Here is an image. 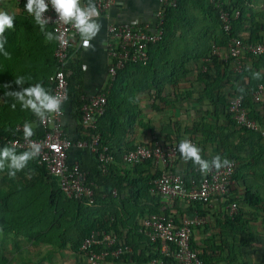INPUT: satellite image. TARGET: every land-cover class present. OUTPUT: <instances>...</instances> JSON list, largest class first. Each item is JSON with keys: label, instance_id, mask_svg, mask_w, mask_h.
Here are the masks:
<instances>
[{"label": "trees", "instance_id": "obj_1", "mask_svg": "<svg viewBox=\"0 0 264 264\" xmlns=\"http://www.w3.org/2000/svg\"><path fill=\"white\" fill-rule=\"evenodd\" d=\"M257 1L263 0H217V2L221 3L220 7L222 9H226L231 13L230 22L232 28L229 32L225 31L221 22L220 8L217 9L209 0H178L174 6L163 4L161 9L164 13V23L159 26V29L163 31L162 40L149 47L151 57L146 62L148 63L146 68L153 65L152 54L154 51L152 50L155 49L156 51L160 47L164 48L166 39L169 38L167 33L170 29L174 30V28L181 26L182 23L199 24L200 21H196V16L194 15V7H197L204 15H209L214 22L213 29L209 27L210 31H214V35L212 33L207 37L206 28L203 26L204 23L200 31L201 41L205 43L207 40L208 42V48L204 50L201 56H208L209 60L217 63V72L214 76L210 75L209 77L213 82L207 85L206 91L208 93L206 96L212 100L211 97L214 92L212 89L221 88V78L227 77L225 79L230 82L234 90L230 100L241 95L243 106L248 110L250 118L264 126V120L256 114L254 107L255 104L262 102L255 100L254 94L259 85L264 84V54L254 55L248 53L245 56L243 68L241 71H236L231 67L229 61L225 59L221 61L220 56L215 55L212 49H209L212 46V41H214L216 46L227 47L233 37H239L246 43L264 42V34L261 33L260 29L262 24H264L260 21V17L264 20V12H254V8H252L250 3ZM236 10L240 11L237 16L235 14ZM247 22L250 26L247 25ZM245 26L249 27L248 33L244 31ZM149 31L154 32L151 29ZM56 65V68H58L57 60ZM136 65L138 64H129L125 69L118 72L117 81L108 94L107 110L97 121L98 131L101 133V142L109 145L115 156V161L109 165L108 171L103 173L97 156L86 149L88 153L79 163L81 168L88 172V181L94 183L93 187L97 192L96 202L98 204L91 205L85 200L68 197L61 190L58 178L50 175L45 165L39 164L35 158L29 162L28 170L24 169L25 171L17 173V175L21 174V178L14 179L7 174L4 175L3 173L7 172V169L4 172H0V234L7 236L10 233L15 239L24 236L30 240L35 239L39 240V242H47L52 247L61 250L70 246V250L81 252L87 257L89 250L82 248L84 239L92 230L100 228L116 234L119 240L122 241V245L125 244L131 247V251L125 250L120 257H112L107 261H116L126 255L130 257L136 254L140 242L138 243L135 238L145 235L140 230L139 220L161 211L159 199L151 193L152 183L161 174V171H156L154 175L137 172L138 169L136 167L140 165L145 167L147 163L150 165L152 162L145 161L134 165L126 163L123 158L124 154H122L123 149H125V143H122L124 146L119 144L124 140L127 129L132 128L138 118L137 107L133 106L132 97L137 89L142 88L144 90L146 86L142 87L133 83L131 74ZM68 67H66V70H68ZM72 69L73 72L69 77V94L71 93V96H75L73 102L79 111L78 118L80 120V107L83 101L80 98L82 93L77 88V81L80 78L79 65L71 63ZM8 70L9 68H5L0 55V103H5L6 100L10 99L5 97V88L3 87L5 84H12L13 82L12 75L6 73ZM254 72H261L262 78L255 79L253 77ZM236 82L237 84L240 82V85H237ZM240 89L244 90L243 93H241ZM228 109L230 111V106ZM25 112L27 111L21 113L20 106H16V110L12 115L4 117L7 123V130L4 132L0 131V148L10 146L6 142L7 139L22 137L23 130H19L17 127L19 125L23 127V124L27 121L33 120L36 122L35 133L36 131H44V126L39 119L37 121L34 115H30L29 118L25 116ZM229 118L231 122H234L235 126H238L236 127L237 132L242 136L244 135L247 140L252 141L256 145H259V142L263 140L264 136L260 131L238 124L231 111ZM195 128L197 131L205 133L206 137L208 135L205 140H209L207 142L212 144L214 141L211 138L216 140V137H218L219 143H222L223 152L220 149L217 155L220 154L222 159H234L237 161L238 165L233 175L235 180L234 187L227 195L225 204L236 201L239 206L234 214L230 215L228 209L225 208L223 213H221L223 218L216 217L218 218L219 232L223 231L224 235L212 234L203 240L201 244L196 243L194 237H191L192 245L199 250V256L205 264H264V257L260 261L256 260L253 263V257L250 255L255 245L263 242L264 237V229L261 228V225L264 224V216L260 211H252L253 208L259 206V208H264V188H259L252 183V180L257 178L256 174H264V171L260 172L259 170L260 166H262V170L264 169V165L259 162L262 149L255 148V151L250 150V153L248 152L250 158H245L241 153V151H244L243 146H237L234 150L230 148L227 140L222 137V133H215L214 126L203 122L200 127ZM111 134L116 136V140H112ZM164 140L176 143L179 146L181 142L179 129L177 128L176 131L173 130L171 133H167ZM130 148L134 149L135 146L132 145ZM16 151L19 154L26 150L16 149ZM255 152L259 153V157ZM204 153L203 151L201 155H204ZM178 157L180 158V152ZM248 159L250 160L249 167L251 166L254 172H249L246 169L245 163ZM238 161L241 162V166L243 165L242 169L239 170ZM68 163L71 164L73 162L68 159ZM175 166L170 168L175 170ZM189 166L192 169L190 168V170L184 172L185 178L191 179L193 177L200 180L202 175L196 170L198 166H195L191 161ZM245 171L249 172L248 176ZM34 173L37 176H34ZM5 184L8 186L7 189L4 187ZM237 184L242 186L243 194L237 192ZM114 190H116V194H114ZM48 193L49 202L46 200ZM145 199L149 201L143 204ZM244 203L249 205L248 209L243 206ZM127 204H130L129 208H127ZM196 208L199 210L200 215H205L202 203H196ZM190 209L194 212L193 207L190 206ZM259 218H262V220ZM175 221L178 223L176 219ZM205 224H207V221ZM201 226H204V224L198 227L202 228ZM218 236H220L219 241H217L218 239L216 240ZM151 244L154 246V251L151 250L150 255L146 256L145 262L160 257L165 262L174 259L173 255L162 254L159 251L156 246H160V242H152ZM4 247L5 244H3V250ZM245 248L248 249L245 250ZM141 254H144V252ZM7 260L3 261V264L8 262Z\"/></svg>", "mask_w": 264, "mask_h": 264}, {"label": "crops", "instance_id": "obj_2", "mask_svg": "<svg viewBox=\"0 0 264 264\" xmlns=\"http://www.w3.org/2000/svg\"><path fill=\"white\" fill-rule=\"evenodd\" d=\"M87 2L88 0H82L81 5L86 6ZM26 3V0H6V5H10L8 10L15 14V28L13 30H6L5 33L7 36L5 48L11 54V59H6L2 55L1 57L5 68H9L10 70L6 71V73L12 75L13 90H19V87L14 84L15 77L23 75L26 78L31 77L24 85L25 87L29 84L42 83L46 90L51 92L52 83L50 77L57 69V59L54 54L57 40L51 42L46 40L39 26L35 25L34 19L25 11L24 5ZM250 3L252 8H254V12H264V0ZM162 5V0H113L112 4L105 10V13L98 18V22L101 23L102 27L99 34L91 41L92 47L85 50L80 37H77L81 43V47L78 48L72 63L78 64L80 69V78L77 81V88L82 93L80 98L85 96L87 99H90L98 95L110 82L109 66L114 60L109 55L108 48L106 47V42L110 39L109 26L111 24L131 23L148 25L152 31H157L158 20L156 14ZM195 16L196 21L199 20L201 22L204 19L203 23L206 28V35L210 36L212 33L214 35V31H210L209 29V27L213 29L214 25L210 16H206L203 13L195 14ZM260 21L264 23L261 17ZM247 25L250 26L248 22ZM194 26H197V24L182 23L181 26L174 28V30L170 29L167 33L169 34V38L166 39L164 48L160 47L156 51L155 49L152 50L154 51L152 54L154 62L148 68H146L148 63L145 62L131 63L138 64L132 70L133 83L139 84L142 87L146 86L144 90L142 88L137 89L132 97L133 106L137 107L138 118L134 126L127 129L124 140L119 143L120 146H124L122 143H125V149H123L122 154L131 150L130 147L132 145L136 147L139 143L149 142L155 138L164 140L167 133H171L173 130L176 131L178 128L181 140H190L202 150L201 153L205 152L202 157L208 160L216 156L220 152V149L223 152V147L222 143H219L218 137H216V140L211 138L214 141L212 144L207 142L209 140H205L208 135L206 137L205 133L196 130L195 127H200V124L204 122L214 126L215 133H222V137L227 140L228 146L233 150L237 146H243L245 158H250L248 154L250 150L255 151V148L262 149L261 157H259V153H255L260 158V164L264 165V138L259 142L260 146L256 145L252 141L247 140L244 135L241 136L236 130L238 126H235L234 122L230 121L228 107L230 106V99L234 90L230 82L225 79L227 77L221 78V88L212 89L214 91L211 97L212 100L206 96L208 93L206 91L207 85L213 82L209 77L210 75L214 76L217 72V63L209 60L208 56H201L204 50L208 48V42L207 40L205 43L201 41L200 31L196 29L199 27ZM248 26H245L244 31H247L246 33L249 31ZM46 29L47 31L54 32L50 24L46 26ZM260 29L261 33L264 34V24H262ZM210 47L209 49H212L213 53L220 56V60L223 61L228 45L227 47L216 46L214 41H212V46ZM68 66V71L71 72V63ZM231 67L233 68L232 64ZM116 81L117 76L113 83L115 84ZM237 85H240V82ZM74 98L75 96H71V93L69 94L68 87V97L62 105L63 114L61 116V123L66 136L73 141V145L68 153V159L70 162L80 163L87 155L88 149L78 147L77 141L84 140L87 137L88 131L80 123L78 118L79 111L73 102ZM257 101L262 102L254 105L255 112L264 120V93L262 99ZM11 103V98L6 100L5 103H0V109H4L5 111L9 107L12 110L9 114L12 115L16 108L12 109ZM17 106L20 105L17 104ZM106 110L107 105L104 113ZM20 112H23L21 108ZM104 113L99 115V117ZM30 115L33 116L31 112H25V116L30 118ZM6 116L8 117V115ZM35 118L38 121V118ZM27 122L32 124L34 131L37 126L36 122L33 120ZM6 124V121L4 118H1L0 114V131L4 132L7 130ZM38 132L42 131H36V133ZM96 132H99L98 127ZM111 138L112 140H116L114 134H111ZM189 162H185L180 154L175 167L185 172L191 168ZM249 163L250 160L248 159L246 164L249 166ZM148 164L145 167H141V165L136 167L138 169L137 172L154 175L156 171L162 168L161 165ZM196 170L200 173L198 168ZM3 174L6 175L7 172ZM20 175H16L14 179L21 178ZM200 175L202 174L200 173ZM34 176H37V174L34 173ZM17 186L20 187L19 185ZM4 187L7 189L8 186L5 184ZM239 191L240 194H243L241 193L243 190ZM155 197L159 199L161 209L163 207L168 208V211L173 213L178 223L184 217L192 214L190 209L192 205L188 206L186 202L179 198L170 200L165 197ZM148 201V199H145L143 204ZM129 207L130 204H127V208ZM225 208V202L218 198H215L211 205H204L203 211L204 216L207 218V224L201 226L202 228L197 227L193 229L192 237H194L196 243L201 244L203 240L212 234L224 235L223 231L219 232L217 219L223 218L221 213H223ZM142 219L139 220L140 230H142ZM141 232L144 231L142 230ZM145 235L135 238L138 243L140 242L136 254L130 257L126 255L116 261L109 260L103 264H151V261L145 262V260L147 259L146 256L150 255L151 250L154 251V246L151 244L150 238ZM219 237L216 238V240L218 239L217 241L220 240ZM22 239L34 246L35 255L29 254L32 255V258L28 259L30 264H58L59 261L60 264H63L61 260L64 259L62 257L68 249L61 250L52 247L50 243L39 242V240L35 239L30 240L24 236L17 238L15 243ZM4 251L9 253L11 250L4 248ZM70 251L71 264H89L86 255L81 252ZM143 252L144 254H141ZM251 256L253 257V263H255L259 256L256 254H251Z\"/></svg>", "mask_w": 264, "mask_h": 264}, {"label": "built area", "instance_id": "obj_3", "mask_svg": "<svg viewBox=\"0 0 264 264\" xmlns=\"http://www.w3.org/2000/svg\"><path fill=\"white\" fill-rule=\"evenodd\" d=\"M27 1V0H26ZM82 1V0H81ZM50 5V0H46ZM96 4L100 16L112 4L113 0H93ZM178 0H162L164 5H176ZM215 7L220 8V19L225 31L232 28L230 18L231 13L220 7L217 0H209ZM236 16L240 14L235 11ZM99 16V17H100ZM45 17H50V25L53 31L57 28L64 34V43L57 40L55 56L58 61L56 72L50 77L52 94H61L68 97L69 75L72 74L66 67L73 62V58L81 47L78 40V32L70 24H56L58 16L55 10L49 7ZM158 23L157 31L150 32L148 25H136L131 23L111 24L109 26L110 39L106 42L109 55L114 62L109 66L110 82L101 93L87 99L82 97L80 107L81 125L88 131L84 140L77 141V146L88 149L95 154L100 163L103 173L108 171L109 165L115 161L113 151L109 146L101 143V134L96 132L99 115L104 113L108 102L107 95L110 93L117 73L125 69L131 63L147 62L150 59L149 47L162 40L163 31L159 26L164 23V13L160 8L156 14ZM218 48V47H216ZM264 54V42L246 43L239 37H233L228 44V51L224 56L229 61L233 69L241 71L248 54ZM264 93V84H260L254 94L255 100H261ZM242 96L238 95L230 102V111L234 114L237 122L249 129L258 130L264 136V126L256 120L251 119L248 110L243 106ZM53 116L42 123L44 131L38 132L31 137V141L41 146V152L36 158L38 163L45 165L50 175L58 178L61 190L70 198L85 200L89 204L96 203V191L94 183L88 181V172L81 168L78 162L68 163V153L73 145L63 129L61 116ZM19 130L23 127L19 125ZM7 144L16 143L17 149H28V142L24 136L7 139ZM179 148L176 143L155 138L152 141L139 143L134 149L124 154V161L128 164H138L150 161L156 165H161V174L152 183L151 193L154 196L165 197L167 199L179 198L192 205L194 212L184 217L180 223H176L175 216L168 208L163 207L160 213H154L142 219L141 225L144 233L153 243L160 242L157 248L162 254H171L174 259L165 262L161 257L152 259V264H205L199 256V250L191 243L193 229L206 223L207 218L200 215L196 208V203L211 205L216 198L227 200V195L234 187V172L237 168V161L229 160L230 166L217 171L212 169L207 175L186 179L185 173L175 167L178 158ZM116 194V190L113 191ZM229 214H234L238 210V203L232 201L226 205ZM83 249L89 250L87 258L89 264H103L112 257H120L125 250L131 251L127 245H122L119 237L104 229H94L84 239Z\"/></svg>", "mask_w": 264, "mask_h": 264}, {"label": "clouds", "instance_id": "obj_4", "mask_svg": "<svg viewBox=\"0 0 264 264\" xmlns=\"http://www.w3.org/2000/svg\"><path fill=\"white\" fill-rule=\"evenodd\" d=\"M51 7L55 10L58 19L56 24L71 25L79 34L82 46L85 50L92 47L91 41L99 34L102 27L98 22L99 10L93 0H88L86 6L81 5V0H50ZM49 3L46 0H27L24 5L25 11L34 19L35 25L39 26L47 41L58 40L61 44L64 41V34L57 28L55 33L47 31L46 26L50 23V17L46 18L45 13L49 10ZM10 5H6V0H0V55L6 59H11V54L6 50L7 36L6 30L15 28V14L8 10ZM163 36V35H162ZM255 79H261V72H254ZM31 77L23 75L16 76L14 84L19 90H9L12 84H5V97L11 98V107L15 109L17 104L21 110L31 112L41 123L49 120L53 116H58L62 112V105L67 99L59 93L52 94L42 83L24 85ZM243 93V89H240ZM33 126L29 122L23 124L24 140L28 142V149L21 153L16 151V143L11 146L0 148V172L7 169V175L15 178L18 172L27 168L29 162L37 158L41 152V146L31 141L34 135ZM179 152L185 162L191 161L201 174L207 175L212 169L219 171L230 166L228 159H222L219 155L211 160H206L201 155V149L188 139H183L179 143Z\"/></svg>", "mask_w": 264, "mask_h": 264}, {"label": "rangeland", "instance_id": "obj_5", "mask_svg": "<svg viewBox=\"0 0 264 264\" xmlns=\"http://www.w3.org/2000/svg\"><path fill=\"white\" fill-rule=\"evenodd\" d=\"M198 13L200 14L202 12H200L199 8L194 7V15L195 14H198ZM203 22H204V19L199 24H197V27H199V28H196V29H199L198 31H201L202 30V28L204 26V25L202 26ZM11 111L12 110L9 107L6 108L5 111H4V109H0L1 118H4L6 115L10 116L9 113H11ZM4 114H5V116H4ZM241 153L244 155L245 152L244 151L243 152L241 151ZM242 166H241V162H239L238 170L239 169H242ZM245 166H246V169H248L249 172H251V171L254 172L252 170V167L251 166L249 167L246 163H245ZM259 170H260V172L261 171H264V169L262 170V166H260V169ZM249 172L245 171V173H247V176L249 175ZM256 175H257V178L253 179L252 180V183L253 184H256L259 188H264V174H256ZM236 190H237L238 193H240L239 190L242 191L243 188H242V186H238V184H237ZM241 193H243V191ZM46 200H48V202H49V193L46 196ZM244 204H243V206L244 207H247V209H248L249 208L248 207L249 205H247V204L244 205ZM259 207L253 208L252 211H260V213L264 216V208H259ZM259 219L262 220V218H259ZM261 228L264 229V224L261 225ZM8 234L9 235H7V236H4L3 234H0V261H1L0 264H3V261H5L7 259H8V262H6L4 264H30V262H28L29 261L28 259H31L32 258V255L33 256L35 255L34 254L35 253V250L33 249L34 246L33 245H30L29 242H27L24 239L19 240V241H17V243H15V241L17 239H15V237L12 234H10V233H8ZM3 244H5V247H4L5 249L8 248V249L11 250L9 253H6L3 250V248H2L3 247ZM67 249H68V251L65 252L64 253V256L62 257L64 259L61 260V262L63 264H71V251H70V246H67ZM246 249H248V248H245V250ZM29 254H32V255H29ZM251 254H253V255L256 254V255L259 256L256 259L257 261H260L263 258V256H264V237H263V242L261 244H256L255 245V247L253 248V251L250 252V255ZM150 263L152 264V262H150ZM58 264H60V261H59Z\"/></svg>", "mask_w": 264, "mask_h": 264}]
</instances>
